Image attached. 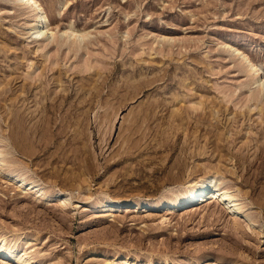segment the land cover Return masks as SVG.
<instances>
[{
	"label": "rangeland",
	"instance_id": "rangeland-1",
	"mask_svg": "<svg viewBox=\"0 0 264 264\" xmlns=\"http://www.w3.org/2000/svg\"><path fill=\"white\" fill-rule=\"evenodd\" d=\"M36 1L46 41L0 0V264H264V0ZM207 177L241 212L168 209Z\"/></svg>",
	"mask_w": 264,
	"mask_h": 264
},
{
	"label": "bare ground",
	"instance_id": "bare-ground-1",
	"mask_svg": "<svg viewBox=\"0 0 264 264\" xmlns=\"http://www.w3.org/2000/svg\"><path fill=\"white\" fill-rule=\"evenodd\" d=\"M17 2L26 6L28 14L32 18V24L27 27V30L31 38L35 39L36 41H46L49 38L51 37L53 38L55 36V32L53 31V28L51 27L49 21L47 20L45 11L36 0H17ZM61 35H64V38H66L67 41L70 40L75 43L76 41L79 42L83 41V38L86 36V33L74 28H69L68 30H65ZM258 70L259 69L255 64L249 63L247 72L249 73V75L253 76L254 83L259 88H263L264 74L258 76L259 75ZM17 126L16 128L18 129ZM0 163L5 164L1 151H0ZM10 179L11 180L15 179L17 180L18 183L19 182L24 183V180L22 178L19 179L14 176H11ZM27 186H31V184H28ZM30 188L33 189L35 188V186H31ZM206 195H208V198L211 199V201L214 204H217L224 211H227L231 215H235L236 213H238V211L242 209V207L239 204L237 195H235L233 191L227 188L225 189L218 182L216 183V181L212 180V178L209 177L205 179H200L199 181L190 184L183 198L176 200H168L166 201V203L168 209L172 211L182 206H185V204L193 202L198 197H204V196L206 197ZM60 200L62 201L61 203L63 204H65V202L67 201L66 198H62ZM129 206H131V203L126 200L124 201L122 200V202L119 201L106 202L105 204L102 205V207L107 208V210H118V211L123 207L129 208ZM2 247H4V245ZM0 254L4 255V253L1 251Z\"/></svg>",
	"mask_w": 264,
	"mask_h": 264
}]
</instances>
